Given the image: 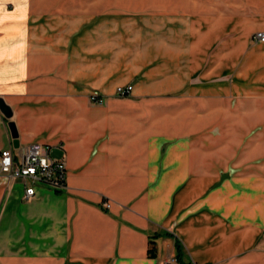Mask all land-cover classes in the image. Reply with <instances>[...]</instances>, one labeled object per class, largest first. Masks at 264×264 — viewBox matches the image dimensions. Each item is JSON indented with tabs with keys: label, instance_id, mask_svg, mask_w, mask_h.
Listing matches in <instances>:
<instances>
[{
	"label": "crops",
	"instance_id": "crops-1",
	"mask_svg": "<svg viewBox=\"0 0 264 264\" xmlns=\"http://www.w3.org/2000/svg\"><path fill=\"white\" fill-rule=\"evenodd\" d=\"M156 2L170 28L156 15L154 38L135 48L129 34L114 39L105 9L82 0H0V99L10 111L0 114V150L46 144L66 168L64 191L37 186L29 200L21 181L0 175L5 264H235L261 238L264 184L255 166L253 182L230 175L220 134L224 51L195 62L198 41L174 32L179 7ZM256 6L264 16V0ZM91 90L103 106L88 102Z\"/></svg>",
	"mask_w": 264,
	"mask_h": 264
},
{
	"label": "rangeland",
	"instance_id": "rangeland-1",
	"mask_svg": "<svg viewBox=\"0 0 264 264\" xmlns=\"http://www.w3.org/2000/svg\"><path fill=\"white\" fill-rule=\"evenodd\" d=\"M82 1L85 3L81 6H97L102 8L101 11L105 9L104 17L113 19L115 26H118L114 31V39L120 45L128 34L133 38L130 42L135 48H138L139 43L152 40L154 18L159 17L156 15H161L162 20L158 21V25L163 30L167 31L171 25L170 14L154 11V7L159 4L157 0ZM158 1L163 2V6L179 7L178 14L172 15L175 18L172 22L178 25L174 32L179 39L198 41L197 45L200 47H191L192 50L195 49V62L200 59H197V56H202L205 61L217 52L221 56L224 55V83L227 89V103L230 101V104L225 110L224 125L220 127V134L224 135L225 150L230 162L232 161L230 175L241 178V182H253L257 173L253 169L255 166L259 172L257 180L264 184V44H259L253 39L256 33L264 34V16L261 14L263 7H255L259 0H253V7L250 6L251 0ZM235 1L238 3L236 7ZM135 6L144 11H139L138 15L133 14ZM209 6L218 8L219 17L214 18L212 8L205 9ZM207 10L208 15L202 14ZM206 82L205 80L204 84ZM212 83L217 84V79H211L210 84ZM212 129L210 133H213ZM52 156L58 157L53 150ZM262 193L264 189L259 188L257 196L261 199ZM250 253L253 255L252 259L255 256L257 264H264V231L255 244L235 257L240 261L235 264H250ZM6 263L9 264L8 261ZM0 264H5L4 260Z\"/></svg>",
	"mask_w": 264,
	"mask_h": 264
},
{
	"label": "built area",
	"instance_id": "built-area-1",
	"mask_svg": "<svg viewBox=\"0 0 264 264\" xmlns=\"http://www.w3.org/2000/svg\"><path fill=\"white\" fill-rule=\"evenodd\" d=\"M255 42H264V34L256 33L253 36ZM117 97H127L132 86H119L115 88ZM87 100L95 106H103L104 97L92 90L87 95ZM52 148L41 143H31L22 147L17 154H13L11 148L0 150V175L7 181L19 180L23 184L22 198L29 200L35 195L36 187L43 186L55 192L65 190L66 168L63 158L54 157ZM105 210L109 209V203L102 202ZM170 262H174L173 259Z\"/></svg>",
	"mask_w": 264,
	"mask_h": 264
},
{
	"label": "water",
	"instance_id": "water-1",
	"mask_svg": "<svg viewBox=\"0 0 264 264\" xmlns=\"http://www.w3.org/2000/svg\"><path fill=\"white\" fill-rule=\"evenodd\" d=\"M0 114L3 116L5 119H9L10 117V111L7 106L2 102L0 99ZM7 129L9 131L10 137L13 140V144L15 145V139H16V131L14 128V125L12 122H7L6 123Z\"/></svg>",
	"mask_w": 264,
	"mask_h": 264
},
{
	"label": "trees",
	"instance_id": "trees-1",
	"mask_svg": "<svg viewBox=\"0 0 264 264\" xmlns=\"http://www.w3.org/2000/svg\"><path fill=\"white\" fill-rule=\"evenodd\" d=\"M149 248H148V250H147V254L149 255V256H154V243L153 242H151V241H149ZM179 245L178 244H175V248H176V259L178 260V258H179Z\"/></svg>",
	"mask_w": 264,
	"mask_h": 264
}]
</instances>
